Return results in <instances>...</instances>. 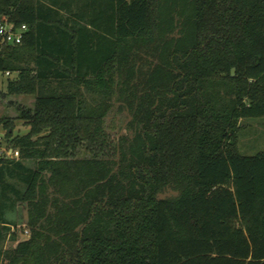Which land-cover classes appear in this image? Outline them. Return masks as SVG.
Wrapping results in <instances>:
<instances>
[{"label": "trees", "instance_id": "1", "mask_svg": "<svg viewBox=\"0 0 264 264\" xmlns=\"http://www.w3.org/2000/svg\"><path fill=\"white\" fill-rule=\"evenodd\" d=\"M4 18L27 29L0 45L6 95L34 101L26 135L0 119V264H264V152L237 148L264 118V0H0Z\"/></svg>", "mask_w": 264, "mask_h": 264}, {"label": "rangeland", "instance_id": "2", "mask_svg": "<svg viewBox=\"0 0 264 264\" xmlns=\"http://www.w3.org/2000/svg\"><path fill=\"white\" fill-rule=\"evenodd\" d=\"M27 65H31L30 62ZM17 77L16 73H9L8 76L0 73V119L10 121L6 126L12 130V136H23L29 131L21 120L18 119L16 105H24L32 107L33 96H7L6 82L14 80ZM241 130L238 135L237 148L240 155L252 157L258 153L264 152V118L255 120H244L240 123ZM6 130L0 126V157L8 158L15 153L4 139ZM9 159V158H8ZM15 220L20 227L14 230L16 242L7 241L4 245L5 249L14 248L17 242H21L28 237L25 229V208L20 205L15 213ZM22 223V224H21Z\"/></svg>", "mask_w": 264, "mask_h": 264}, {"label": "built area", "instance_id": "3", "mask_svg": "<svg viewBox=\"0 0 264 264\" xmlns=\"http://www.w3.org/2000/svg\"><path fill=\"white\" fill-rule=\"evenodd\" d=\"M27 29L24 25L16 27L14 24L8 22L6 18L0 23V45L18 46L21 44ZM8 75V73H6ZM9 159H18V154L15 152L9 154Z\"/></svg>", "mask_w": 264, "mask_h": 264}, {"label": "crops", "instance_id": "4", "mask_svg": "<svg viewBox=\"0 0 264 264\" xmlns=\"http://www.w3.org/2000/svg\"><path fill=\"white\" fill-rule=\"evenodd\" d=\"M6 75V74H5ZM8 76V75H7Z\"/></svg>", "mask_w": 264, "mask_h": 264}]
</instances>
